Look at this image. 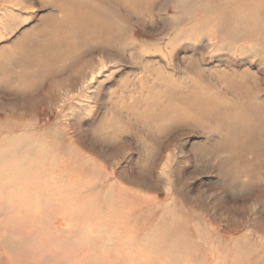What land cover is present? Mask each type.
<instances>
[{"label": "rangeland", "instance_id": "1", "mask_svg": "<svg viewBox=\"0 0 264 264\" xmlns=\"http://www.w3.org/2000/svg\"><path fill=\"white\" fill-rule=\"evenodd\" d=\"M51 1H0V264H264V46L234 0Z\"/></svg>", "mask_w": 264, "mask_h": 264}, {"label": "bare ground", "instance_id": "2", "mask_svg": "<svg viewBox=\"0 0 264 264\" xmlns=\"http://www.w3.org/2000/svg\"><path fill=\"white\" fill-rule=\"evenodd\" d=\"M0 1L2 2L4 0H0ZM58 1L60 2H56V0H52L51 2H54V5H57V7L60 10L61 9L65 11L70 10L66 0H58ZM233 3H234L233 6L235 8V17L244 18V20H246V25H245L246 28L252 32H256L257 34L261 35V37L258 39V42L260 45L264 46V0H234ZM212 11L217 12V10H212ZM64 19L67 20L69 19V17L65 16ZM84 20H85V15H80L79 17H76L74 19L75 22L74 21L73 23L71 22L68 27L62 25L61 23L60 25L61 28H65V30H67L66 31L67 34H69L65 42L75 43L77 39L81 38L82 34L86 32L87 33L91 32L89 34H94L92 32H95L96 30L94 29V25L96 24L95 19H89V21H84ZM86 28H89V30H86ZM245 48L251 50V47L249 48L245 47ZM237 118L240 123L244 119L241 115L238 116ZM241 125L244 126L242 123Z\"/></svg>", "mask_w": 264, "mask_h": 264}]
</instances>
